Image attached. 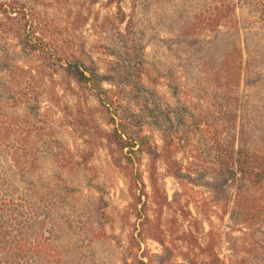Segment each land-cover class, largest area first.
Listing matches in <instances>:
<instances>
[{
	"label": "rangeland",
	"instance_id": "1",
	"mask_svg": "<svg viewBox=\"0 0 264 264\" xmlns=\"http://www.w3.org/2000/svg\"><path fill=\"white\" fill-rule=\"evenodd\" d=\"M121 6L132 18L135 0H124ZM160 8L159 2H151L141 16L148 28L146 54L152 63L163 62L167 50L163 48V52L159 47L161 28L170 26L163 21ZM37 12V29L48 47L46 59L28 57L23 64L40 72H35V87L41 107L34 122L44 135H51L59 143L50 146L53 153H48L39 165L48 171L51 180L58 182L61 175L73 189L70 199L76 204L71 212L79 215L78 219L88 206L94 207L97 199L101 200L100 211L106 215L100 221L104 234L100 232L98 239L96 236L100 257L111 264H264V224L258 219L264 213V196L248 179L224 173L215 157L219 148L212 142L210 129L190 132L180 124L185 111L179 110L183 105L178 108L167 79L155 76L138 82L137 93L129 86L131 82L104 83L118 106L113 111L117 112L116 123L122 122L128 131L147 136L158 152L165 143L157 120L167 132L176 128L180 131L170 137L176 151L169 160L134 154L136 168L132 175L116 166L114 157L120 155L112 154L113 145L105 137L116 126L112 125V110L101 107L90 91L56 74L61 70L60 57L69 59V55L87 68H108L116 57L104 46L114 39L111 29L116 24L117 6L108 0L95 4L90 0H38ZM243 42L242 37L219 41L220 48L215 50L220 52L223 64L213 69L211 77V69L198 65L200 52L184 46L173 48L168 66L177 69L182 85L180 102L211 108V101L223 100L226 82H233L234 95L240 96L242 87L238 88L237 83L245 82V62L250 59ZM252 48V65L258 68L264 62V49ZM213 50H208L209 58ZM192 60L195 65L186 73ZM222 71L232 73L226 82ZM250 92L248 101L255 121L264 129V84ZM81 111H85V118ZM169 111L175 112L169 115L173 124L165 118ZM20 113H24L22 109ZM85 124L90 127L84 128ZM172 162L177 165L172 166ZM177 170L180 178L174 176ZM137 173L143 180L138 186ZM133 194L144 195L141 204H135ZM140 231L141 244L130 252L131 236H139Z\"/></svg>",
	"mask_w": 264,
	"mask_h": 264
},
{
	"label": "trees",
	"instance_id": "2",
	"mask_svg": "<svg viewBox=\"0 0 264 264\" xmlns=\"http://www.w3.org/2000/svg\"><path fill=\"white\" fill-rule=\"evenodd\" d=\"M90 1L95 4L99 0ZM123 1L108 0L117 6L116 24L111 29L114 39L111 45L104 46L116 57L108 68L105 71L87 68L69 55V59L60 57L61 70L56 71L62 80L71 79L79 88L90 91L101 107L112 110V125L116 126L105 137L113 145L112 154L120 155L114 157L116 166L133 175L134 154L146 153L153 160L164 156L169 160L176 151L171 138L180 131L176 128L167 132L160 120L156 121L157 127L165 143L161 153L147 136L128 131L122 122L116 123L117 112L113 111L118 106L112 91L104 86L109 82H131L129 86L137 93L138 82L156 76L170 82L178 108L179 104L183 105V109L179 108L185 111L179 119L183 127L187 126L190 132L210 129L212 142L219 148L215 157L224 173L240 176L243 181L248 179L264 196V129L256 123L248 101L250 91L264 84V62L256 68L251 59L252 47L264 49V0H135L132 18L123 10ZM37 2H0V264H111L100 257L97 249L96 236L98 239L100 232L104 234L100 221L106 215L100 211L101 200L97 199L94 207H87V217L82 213L78 219L79 215L71 212V206L75 209L76 204L70 199L73 189L61 175L58 182L51 180L48 171L39 165L48 153H53L50 146L59 143L51 135H44L38 122H34L41 107L35 87V72H40L23 64L28 57L46 59L47 55V43L36 25ZM151 2H159L163 21L170 23L169 28H161L162 35L158 38L160 49H167L163 51L164 61L156 63L147 59L148 28L141 18ZM253 24H256L254 28ZM227 37L235 41L242 37L244 49L250 55L245 62V82L237 83L238 88L242 87L241 95L235 96L233 82H226L231 71H222L226 73V94L221 102L211 101V108H204L202 103L180 102L182 85L176 67L168 66L171 64L168 54L180 46L200 52L198 65L211 69V77L213 69L223 64L220 52L215 49ZM210 49H214V55L209 58ZM191 63L185 68L186 73L195 65L193 60ZM84 112L81 111L83 118ZM170 113L175 112L169 111L165 118L173 124ZM167 138L171 140L168 142ZM174 176L180 178V170ZM135 178L138 186L142 177L137 173ZM133 196L136 205L142 203L143 194ZM258 219L264 224V213ZM146 222L151 221L146 219ZM141 234L140 231L139 236H131L130 252L136 245L140 246Z\"/></svg>",
	"mask_w": 264,
	"mask_h": 264
}]
</instances>
